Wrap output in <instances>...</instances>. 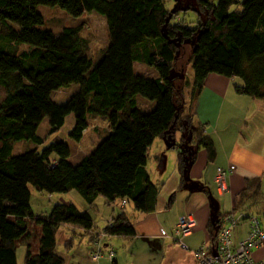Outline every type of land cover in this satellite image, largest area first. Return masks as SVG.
<instances>
[{
  "label": "trees",
  "instance_id": "trees-1",
  "mask_svg": "<svg viewBox=\"0 0 264 264\" xmlns=\"http://www.w3.org/2000/svg\"><path fill=\"white\" fill-rule=\"evenodd\" d=\"M39 5L57 6L76 20L54 33L42 27ZM199 6L194 9L197 25L188 27L173 21L174 10L163 0H0V264H17L16 243L30 238L29 221L41 225V234L37 253L25 244L24 264H64L55 250L60 226L83 229L91 245L101 230L90 232L91 214L73 203L58 202L47 214L36 215L30 186L46 193L75 190L90 208L97 198L119 205L112 224L103 228L106 237L134 235L123 210L126 204L140 213L154 211L158 188L145 168L136 96L153 102L143 116L146 140L163 138L177 149L181 183L189 180L199 149L208 161L216 155L212 138L195 120L193 109L188 112L206 77L238 78L242 83L234 85L237 94L264 99V0H201ZM92 10L105 17L108 33L96 60L87 55L88 41L80 35L85 23L81 16ZM188 41L193 81L186 103L176 84L183 69L175 68L177 53ZM134 62L153 67L156 76L136 74ZM70 84L78 87L65 103L51 99L53 91ZM186 104L187 113H182ZM69 114L74 124L68 135L75 141L88 127V114L105 116L110 124L107 136L77 164L67 161L70 149L62 140L41 151L12 154L16 141L44 142L36 134L43 118H48V134H54ZM52 153L58 158L50 159ZM157 161L161 166L160 157ZM259 184L258 178L246 179L233 210L264 212ZM209 227L216 232L215 220Z\"/></svg>",
  "mask_w": 264,
  "mask_h": 264
},
{
  "label": "crops",
  "instance_id": "crops-1",
  "mask_svg": "<svg viewBox=\"0 0 264 264\" xmlns=\"http://www.w3.org/2000/svg\"><path fill=\"white\" fill-rule=\"evenodd\" d=\"M182 67L183 64L181 69ZM241 83L238 78L214 73L206 77L194 102L193 115L212 138L216 155L212 161H208L205 150L199 149L189 170V180L185 183H181L177 170V149H168L163 138H155L148 143L144 128L140 129L142 147L147 154L145 168L151 182L158 188L155 209L144 214L126 204L123 210L133 225L134 235H114L104 239L102 251L113 250L115 255L112 260L105 256H101L97 261H92L89 257H79L80 264H196V258L191 251L202 245H210L212 234L215 233L214 229L210 231V223L221 214L233 210L245 180L258 178L259 191L264 195V99L237 94L234 85ZM180 89L182 88L178 87V90ZM142 100L146 101L147 108L151 110L153 102L136 96L137 105ZM159 157L161 166L157 161ZM217 167L228 171V191L224 195L218 194L213 180ZM30 192L32 195L31 190ZM70 192L72 191L68 193ZM65 196L55 197L54 202L48 206H45L43 200V203L35 202V206L42 205L41 209L32 210L36 215H45L58 202L72 203V200H67ZM171 197L172 201L169 202ZM94 205V208H90L86 203L80 208L90 214L92 211L101 212V221L93 218L91 214L94 226L90 232L104 228L106 219L120 211L119 205L117 207L105 204L102 198H97ZM75 206L77 207L76 204ZM185 213H190L196 224L192 232L182 238L181 241L187 247L183 249L174 239L173 230L178 217ZM259 216L264 219V212ZM64 227L68 232L82 234V240L87 243L84 250L86 254L92 250L91 242L88 241L91 236L84 234L83 229L65 225ZM37 229L39 240L41 227L38 224ZM248 229L247 220L240 222L232 230L233 242L243 239ZM25 244L26 242L16 243V248L20 245L26 250ZM71 245L73 244L66 246V249L72 247ZM30 250L33 254L37 253L38 242L36 247L30 246ZM251 254L255 260L264 263V244L254 248Z\"/></svg>",
  "mask_w": 264,
  "mask_h": 264
},
{
  "label": "rangeland",
  "instance_id": "rangeland-1",
  "mask_svg": "<svg viewBox=\"0 0 264 264\" xmlns=\"http://www.w3.org/2000/svg\"><path fill=\"white\" fill-rule=\"evenodd\" d=\"M163 1H164L165 6L169 10H174L173 21L177 20L188 27H195L197 25L199 15L196 10L199 9L200 7L199 3L201 0H163ZM209 1L212 4H215L218 0H209ZM233 8L234 6L231 7V9ZM36 10L44 18L45 23L42 27L51 29L54 33L60 31L61 28L64 26L72 25L74 20H76L74 17L68 15L66 11H64L63 9L57 6L39 5L36 7ZM81 20H84L85 23H84L83 29L80 32V35L84 37L85 39H87L88 41V49L86 53L93 60H96L99 56L101 49H103L108 43V33H107V28H106L105 17L101 15L100 13H98L97 11L92 10L90 12H85L81 16ZM194 39L195 37H193L192 41H194ZM21 48L26 49L25 46H21ZM191 48H192V42L188 41L184 44L182 49H179L177 53L178 59L176 60V68H175V70L179 72L181 65L183 64L182 79L180 78L181 79L180 81L177 80L176 84H177V87L182 88L180 90H182V96H183V99L185 100L184 102L186 103L189 101L188 95H189L190 88H191L192 81H193L192 65L191 63H188V61L186 60V58L188 57L191 51ZM133 70L136 74H139L145 77L154 78L156 76L155 69L144 63L134 62ZM77 87L78 86L76 84H70L68 87L53 91L50 95L51 99L58 104H63L67 101L69 96L73 92H75ZM3 94H4L3 90L0 88V100ZM190 103L191 105H193L192 102ZM138 106H139V116H140V124H141L140 129L143 130V115H145V113L149 110L147 108L148 104L146 105V101L142 100V102H139ZM186 109H187V104L183 108L182 113L183 112L187 113ZM192 109L193 108L189 106L188 112H191ZM73 124H74L73 114H69L65 118L63 126L56 133L48 134V131H49L48 118L45 117L42 119V121L40 122L36 130V134L40 136L41 138H43L44 142L38 145L32 142L31 140L16 141L13 143L12 154L17 155L28 149H33V148H36L39 151H41L49 143L55 142L56 140H62L68 145L70 149V154L67 157V161L70 164H77L85 155H88L97 146V144L104 137H106L107 134L110 132V124L105 116L88 114L87 116L88 127L83 132L81 139L79 141H75L72 138H70L68 135L69 131L73 127ZM166 147L168 149H171L168 146ZM49 158L57 159L58 156L55 153H52L49 156ZM30 190L32 191L30 203L34 211L41 209V206H42V205L35 206V202L43 203L44 201L45 206H48L54 202L55 197L61 198L63 196L64 198V196L66 195V193H46L43 191H38L32 186H30ZM67 194L68 196H65L67 200H72V203L76 204L79 210H81L80 209L81 207L86 205L83 198L75 190H72V192L70 193L67 192ZM128 205L130 206V204ZM91 214L93 218H97L98 220L101 221V212L92 211ZM185 214H189V213H185ZM252 214H255V213H252ZM260 218L262 219V217ZM216 222H217V218L215 219V225H216ZM38 225L41 227L40 224ZM28 230L30 231V238L27 240H24L21 238L20 240H17V243L24 244L25 242L26 243L28 242L29 246L36 247L37 242H38L37 223L29 221ZM101 230H103V228ZM40 234H41V231H40ZM69 241L73 245H71L72 247H70L69 249H66L69 245L68 243ZM66 243L68 244L66 245ZM86 246H87V243H85L82 240V234L80 232H76L74 234V233L68 232V230L64 226H60L58 228L56 232L55 250L60 256L61 254H63L61 257L64 260V264L65 263L68 264L69 262H70L69 264H80V260H78L79 257L83 259H86L87 257H89V252L87 253L88 254L87 255L84 251L85 248H87ZM24 252H25L24 246L19 245L16 248L17 264H24L23 263Z\"/></svg>",
  "mask_w": 264,
  "mask_h": 264
},
{
  "label": "built area",
  "instance_id": "built-area-1",
  "mask_svg": "<svg viewBox=\"0 0 264 264\" xmlns=\"http://www.w3.org/2000/svg\"><path fill=\"white\" fill-rule=\"evenodd\" d=\"M226 169L217 167L213 176L216 190L219 195H224L228 191ZM125 204V200L121 201ZM246 219L248 221V232L243 239L236 243L232 240V230ZM113 222L110 216L106 224L111 225ZM196 222L194 217L189 214H182L178 217L173 237L176 242L183 248H187L181 241L183 237L190 234ZM106 234L100 230L93 240V248L89 252V258L97 261L102 255L109 260L114 258V251H102V245ZM264 244V219L259 215L247 214L244 211L231 210L223 213L217 218L215 237L209 246L202 245L197 250L191 251L196 258V264H264L252 257V250Z\"/></svg>",
  "mask_w": 264,
  "mask_h": 264
},
{
  "label": "water",
  "instance_id": "water-1",
  "mask_svg": "<svg viewBox=\"0 0 264 264\" xmlns=\"http://www.w3.org/2000/svg\"><path fill=\"white\" fill-rule=\"evenodd\" d=\"M190 188H192V187H190Z\"/></svg>",
  "mask_w": 264,
  "mask_h": 264
}]
</instances>
